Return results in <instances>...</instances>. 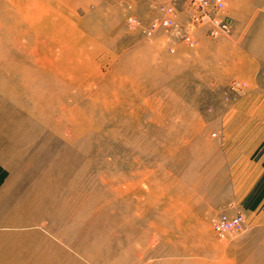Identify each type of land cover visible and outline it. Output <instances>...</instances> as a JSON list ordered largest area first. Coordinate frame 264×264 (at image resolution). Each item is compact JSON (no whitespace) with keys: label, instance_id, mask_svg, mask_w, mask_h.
I'll list each match as a JSON object with an SVG mask.
<instances>
[{"label":"rangeland","instance_id":"1","mask_svg":"<svg viewBox=\"0 0 264 264\" xmlns=\"http://www.w3.org/2000/svg\"><path fill=\"white\" fill-rule=\"evenodd\" d=\"M224 1L213 35L188 0H62L93 44L61 87L33 64L25 86L27 58L0 56V264H94L109 234L145 264H264V0ZM107 177L129 187V221ZM235 213L240 231L213 232Z\"/></svg>","mask_w":264,"mask_h":264},{"label":"bare ground","instance_id":"2","mask_svg":"<svg viewBox=\"0 0 264 264\" xmlns=\"http://www.w3.org/2000/svg\"><path fill=\"white\" fill-rule=\"evenodd\" d=\"M71 15H74V12L70 11V8L62 0H6L5 4H0V16H4V18H0V36H4L8 41L14 43L8 51L0 49V56L4 58L3 65L6 68L11 65L14 69L18 68L19 64L14 65L12 60L6 61L7 53L9 54L7 56H11L15 60L16 56L27 58L28 61L22 65L19 73L25 86L39 91L32 71H28L32 64L43 68L51 67L53 73L47 82L52 86L59 85L57 87L64 84L56 80L57 78L68 79V72H62V68L77 69V74H82L87 69L85 52L86 48H91L93 43L78 38L77 19L71 18ZM14 18L22 26H25L17 30V33L22 36V40L19 42L13 37L12 32L3 33L5 25L11 24L8 22L15 20ZM46 55H53L54 59H48ZM77 98L83 101L88 99L83 95H77ZM86 102L94 107L97 104L94 100ZM99 180L105 192L115 200V205L121 206L122 211L118 213L121 214L122 219L128 220L125 213L129 210V204L132 203L128 195L129 187H125L123 184L119 185L118 182L121 181L118 178L107 177L99 178ZM131 212L129 214L135 215L137 218L142 217L138 211ZM112 235L109 234L108 238ZM108 238L100 239L101 242L97 241L94 244L93 257L91 255L86 259L94 264L144 263V248L134 241L128 240L129 236L124 235L123 242L118 241L117 243L110 241L113 236L110 240ZM126 242L134 244L133 247L127 246ZM112 247L115 248V255H113ZM94 254H98V256ZM215 264L221 263L219 261Z\"/></svg>","mask_w":264,"mask_h":264},{"label":"built area","instance_id":"3","mask_svg":"<svg viewBox=\"0 0 264 264\" xmlns=\"http://www.w3.org/2000/svg\"><path fill=\"white\" fill-rule=\"evenodd\" d=\"M194 12L197 13L196 20L207 21L213 25L212 34L227 32V24L219 17V13L224 10V0H188ZM172 24L171 19L163 21V26ZM191 42L190 37L185 39ZM244 223L243 216L239 213L233 215L220 214L211 222L212 230L219 237H224L227 233L238 232L242 229Z\"/></svg>","mask_w":264,"mask_h":264},{"label":"crops","instance_id":"4","mask_svg":"<svg viewBox=\"0 0 264 264\" xmlns=\"http://www.w3.org/2000/svg\"><path fill=\"white\" fill-rule=\"evenodd\" d=\"M255 182V181H254ZM255 184V183H254Z\"/></svg>","mask_w":264,"mask_h":264}]
</instances>
